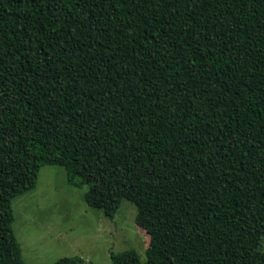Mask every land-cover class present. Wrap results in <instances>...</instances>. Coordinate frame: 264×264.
<instances>
[{
  "label": "trees",
  "instance_id": "trees-1",
  "mask_svg": "<svg viewBox=\"0 0 264 264\" xmlns=\"http://www.w3.org/2000/svg\"><path fill=\"white\" fill-rule=\"evenodd\" d=\"M45 165L135 206L111 264H264V0H0V264Z\"/></svg>",
  "mask_w": 264,
  "mask_h": 264
},
{
  "label": "rangeland",
  "instance_id": "rangeland-1",
  "mask_svg": "<svg viewBox=\"0 0 264 264\" xmlns=\"http://www.w3.org/2000/svg\"><path fill=\"white\" fill-rule=\"evenodd\" d=\"M86 187L67 183L60 166L40 168L34 190L13 201V232L25 264H53L81 258L85 264H111L110 254L135 251L146 258L149 237L135 224L136 208L123 200L112 220L89 208Z\"/></svg>",
  "mask_w": 264,
  "mask_h": 264
}]
</instances>
